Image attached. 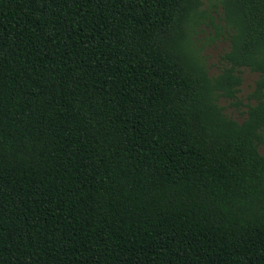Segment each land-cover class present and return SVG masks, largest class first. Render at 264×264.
<instances>
[{
	"label": "trees",
	"instance_id": "16d2710c",
	"mask_svg": "<svg viewBox=\"0 0 264 264\" xmlns=\"http://www.w3.org/2000/svg\"><path fill=\"white\" fill-rule=\"evenodd\" d=\"M263 89L264 0H0V264H264Z\"/></svg>",
	"mask_w": 264,
	"mask_h": 264
},
{
	"label": "rangeland",
	"instance_id": "374dc122",
	"mask_svg": "<svg viewBox=\"0 0 264 264\" xmlns=\"http://www.w3.org/2000/svg\"><path fill=\"white\" fill-rule=\"evenodd\" d=\"M196 32V43L198 44L197 46H199L198 52L203 58L208 74L214 75L219 71L223 64L221 55L228 48L226 34L225 32H222L221 35L213 37L211 29L205 26ZM239 74L241 76V83L237 92V98H240L244 102V97L251 90L253 82L257 78L258 74L256 72L249 71L244 67L239 69ZM218 103L224 107L223 111L227 115H230L238 121L240 120V114L233 108L229 107L226 100L219 99ZM258 150L264 155V147L262 145L258 146Z\"/></svg>",
	"mask_w": 264,
	"mask_h": 264
}]
</instances>
